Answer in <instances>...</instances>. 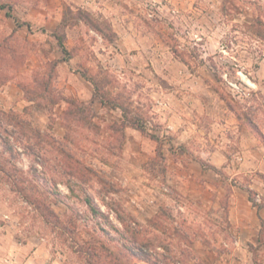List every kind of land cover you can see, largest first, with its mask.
I'll return each mask as SVG.
<instances>
[{
  "label": "rangeland",
  "instance_id": "rangeland-1",
  "mask_svg": "<svg viewBox=\"0 0 264 264\" xmlns=\"http://www.w3.org/2000/svg\"><path fill=\"white\" fill-rule=\"evenodd\" d=\"M0 4V109L23 121L6 126L12 158L0 144L10 160L0 156L10 173L0 170V264H84L75 251L89 239L122 264H264L261 217L259 242L237 243L228 213L237 183L263 208V175L191 161L228 106L264 145V0ZM63 151L79 171L69 174ZM200 166L211 192L192 180ZM136 249L150 262L129 255Z\"/></svg>",
  "mask_w": 264,
  "mask_h": 264
},
{
  "label": "crops",
  "instance_id": "crops-1",
  "mask_svg": "<svg viewBox=\"0 0 264 264\" xmlns=\"http://www.w3.org/2000/svg\"><path fill=\"white\" fill-rule=\"evenodd\" d=\"M26 20L30 21L31 18ZM43 22L45 28H47L49 22L48 18H43ZM217 118V120L213 119L210 124L211 129H209V131L205 133V136L202 137L205 142H203V146H201L198 159L191 160L193 161L192 163H200L199 160L205 161L209 167L215 169L214 171L217 169L222 170L231 178H239L241 174H247L248 172H258L264 175V145L256 143L258 141L252 136L250 131L245 126H240L239 120L229 107L222 108L221 111H219ZM168 127L172 128L171 125H168ZM214 138H222V141L218 143ZM235 146L237 148H235ZM198 169L197 174L192 180L201 185L205 191L211 192L212 188L210 187V183L205 180H197L198 177H196L200 176V178L208 180L211 176L210 168L204 169L200 166ZM213 173L215 178L219 176L216 172ZM235 182L237 183V180H235ZM257 184L251 182L248 187L256 191L263 188V186L260 187ZM230 196L231 202L228 210L229 220L240 227L238 239L235 241H237V243L241 241L259 242L257 219H259V216L264 218L262 215L264 206L257 213L255 207L251 206L247 199L245 187L238 183L232 185ZM242 209L247 212V219L241 213L240 210ZM235 211L239 212V215L236 216L235 219H232V214ZM248 220L251 221L254 226H257V229H253V233L250 236L243 234V230L248 229ZM199 254L201 256V253ZM247 261L248 259L245 258L239 263L244 264ZM28 262L29 261H26V264ZM51 264H53V262H51Z\"/></svg>",
  "mask_w": 264,
  "mask_h": 264
},
{
  "label": "trees",
  "instance_id": "trees-1",
  "mask_svg": "<svg viewBox=\"0 0 264 264\" xmlns=\"http://www.w3.org/2000/svg\"><path fill=\"white\" fill-rule=\"evenodd\" d=\"M5 6L6 5L0 4V7H5ZM8 8H10V7L8 6ZM8 15L10 16V14H8ZM14 21H15V24L17 27L21 25V22H19L16 18H14ZM54 36L57 39V42H58L60 49L63 52H67V50L63 44V36L57 34L56 32H54ZM89 81H91V80H89ZM229 108L232 110L231 107H229ZM79 109L80 108H77L78 111H79ZM236 117L238 119H240L238 115ZM22 123H23V121L20 119L18 114L14 113L13 111H5L3 109H0V128L5 126L3 128V131L5 132V136L0 134V144L2 146V149H1L2 154L7 153V154H9V157H11V158L13 156V155H11L13 147H12V144L10 143V137H12V134H10L11 131H9L7 129L8 127H6V126L9 125V126L14 127L16 125H21ZM130 124H131V126H134V127L143 131L142 124H137L136 122H133ZM249 125H250V123H249ZM153 137H155V136H153ZM157 153L159 155H161V152L159 149H157ZM62 156L64 157L62 162L65 163L66 167H68V168L71 167V169H69V174H73L72 168H77V171H79V169H78L79 161L77 159H74V157L71 154H68V152L66 153L65 151H63ZM1 158L4 161V162L2 161L3 163L8 164L10 162L8 157L4 158V156L2 155ZM0 170L6 176L7 180L10 181V176H9L10 173H8V171L3 169L1 162H0ZM263 178H264V175H263ZM248 192H249V198H248L249 201L253 205H255L253 198L251 197L252 191L248 190ZM30 203L37 206V208H40V207L43 208V210L45 211V214L47 216L54 218V219L56 218V221H58L55 213L51 209H48L40 199H37L36 197L30 198ZM256 206H257V208L262 207L261 205H257V204H256ZM91 210L98 212L94 207H91ZM260 220H261V223L264 224V219L260 218ZM142 246H145V245H142ZM75 252L78 254V256H80L83 259L84 264H106L108 262H114L117 264H122L120 261V258H121L120 256H118V257L113 256L112 253L109 250H107L103 246V244L97 240H92V239L87 240L79 248L77 247ZM129 255H131L134 258H137L139 260L150 262L149 258L146 255L140 253L137 249L133 250V251L130 250Z\"/></svg>",
  "mask_w": 264,
  "mask_h": 264
},
{
  "label": "built area",
  "instance_id": "built-area-1",
  "mask_svg": "<svg viewBox=\"0 0 264 264\" xmlns=\"http://www.w3.org/2000/svg\"><path fill=\"white\" fill-rule=\"evenodd\" d=\"M239 74H240V72H239ZM224 80L228 83V85L230 86V87H232V88H238V85L234 82V81H232V80H229L227 77H226V75H224ZM241 79L243 80V77H241Z\"/></svg>",
  "mask_w": 264,
  "mask_h": 264
}]
</instances>
